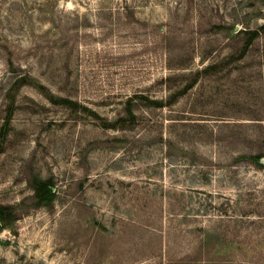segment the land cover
<instances>
[{"label": "rangeland", "instance_id": "obj_1", "mask_svg": "<svg viewBox=\"0 0 264 264\" xmlns=\"http://www.w3.org/2000/svg\"><path fill=\"white\" fill-rule=\"evenodd\" d=\"M0 203V264H264V0H0Z\"/></svg>", "mask_w": 264, "mask_h": 264}, {"label": "trees", "instance_id": "obj_2", "mask_svg": "<svg viewBox=\"0 0 264 264\" xmlns=\"http://www.w3.org/2000/svg\"><path fill=\"white\" fill-rule=\"evenodd\" d=\"M254 35L257 34V32H252ZM132 115V118L135 117L132 112H130ZM258 162L260 166L262 164L260 163V160L262 156H257ZM26 181L28 182L30 188L33 190V197L29 198L35 208H41V207H48L53 208V203L56 198V190L53 186V180L51 179H38V178H27ZM177 196H180V194H176ZM179 198V197H177ZM225 200H228L225 198ZM177 202V199H176ZM23 210H21L22 212ZM223 211V210H222ZM20 215V212L18 209L14 208L11 205L2 204L0 203V229L5 228L9 225H11L15 220L18 219ZM225 215V216H224ZM216 220L209 226H199L198 227H191L188 226L187 230L183 228V226H178L175 229V239L183 238L184 235L192 236L194 239V246L193 251H197L199 253V257H205L207 256L208 252L200 253L201 251H205L210 246H213L217 243L220 239H225L226 241L230 238L236 237L241 233L239 229H236L232 226L231 217L228 216V214H221L219 216H216ZM253 234L245 233L243 236L245 239L248 240L252 238ZM170 244V240H169ZM173 260V259H171ZM206 263H209L212 261V259L207 258L205 259Z\"/></svg>", "mask_w": 264, "mask_h": 264}]
</instances>
